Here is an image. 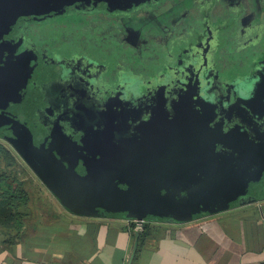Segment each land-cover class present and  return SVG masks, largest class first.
I'll return each instance as SVG.
<instances>
[{"label":"water","instance_id":"water-1","mask_svg":"<svg viewBox=\"0 0 264 264\" xmlns=\"http://www.w3.org/2000/svg\"><path fill=\"white\" fill-rule=\"evenodd\" d=\"M145 1L0 0V37L22 18L37 19L69 10L102 7L109 12L116 9L128 12ZM218 32L219 29L207 31L194 46L200 52L203 51L200 45L207 44V52L199 53L202 63L200 60L191 63L186 72L179 64L170 69L180 72L181 88H195L190 95L194 97L192 103L202 97L201 89L207 88V78L203 76L214 65ZM209 48L212 50L208 51ZM1 63L0 138L9 143L69 213L137 222H187L263 197L264 136H258L250 124L264 120V56L250 76L228 83L232 93L227 106L221 107V121L208 108L199 115L185 114L176 134L172 133L173 128H165L160 122L152 124L154 128L148 125L149 129L145 127L146 132L141 130L133 140L108 131L102 144L97 136L94 138L92 148L97 150L100 159L90 154L91 161L78 156L72 162L68 159L71 153L73 157L76 152L83 155V147L71 142L57 125L50 138L42 142V131L29 121L38 111L27 104L25 109L19 108L24 99L22 91L30 77L29 64L22 67L21 58ZM173 155L176 157L170 158ZM188 155L192 158H187ZM185 158L188 163H201V170L196 172L198 177L190 185L185 181L187 178L181 179L173 172L174 166L171 167L172 163L180 167L179 161ZM157 163H166L163 172L156 169ZM118 164L128 174H119ZM131 166H137L138 171L129 173ZM148 166L152 167L150 171L145 170Z\"/></svg>","mask_w":264,"mask_h":264},{"label":"flooded vegetation","instance_id":"flooded-vegetation-1","mask_svg":"<svg viewBox=\"0 0 264 264\" xmlns=\"http://www.w3.org/2000/svg\"><path fill=\"white\" fill-rule=\"evenodd\" d=\"M71 13L88 19L95 16L89 20V24L93 27L95 25L101 27L103 30V33L99 32L103 37L101 40L104 36L111 35L120 45L129 43L128 48L133 49L134 57L138 56L142 59L141 64L144 67L133 69L128 57L119 52L115 64L96 61L91 57H89L91 59L85 58L87 56L83 51L85 46L83 42H81L83 46H78L82 47L80 50L83 52L77 55H65L62 48L69 45L70 41L58 40L57 33L63 26L58 27L57 30L54 28L55 24L49 21L59 15ZM101 15L105 18H101ZM228 16L235 17L230 19ZM247 16H251V20L243 21ZM260 18L263 19L262 22ZM125 23L132 25L134 30L137 29L136 33L128 30L123 34L121 27ZM259 23L262 24L260 28ZM110 24L115 28H110L108 26ZM73 25H78V22ZM81 29H84V26ZM217 29L219 32L218 44L213 55L214 65L213 67L211 65L203 76L208 80L205 79L207 88L201 89L202 97L192 103L194 97L190 95L194 94L195 88L190 87V90L181 88L180 78L178 79V76H181L180 72L170 69L179 64L186 72L191 63H197L199 60L202 63L203 58L199 53L207 52V44L203 42L200 45V48H203L200 52L198 48L194 49V46L199 39L207 35V31ZM139 31L142 33L137 39L135 35ZM257 31H264V0H147L128 12L117 9L109 12L106 7H102L91 10H69L37 19H19L0 37V63L21 58L22 67L25 63L29 64L30 77L22 91L24 99L19 108L25 109L24 104H27V107L30 106L38 111V115L29 118V121L33 122L34 128L42 131L41 141L49 139L57 125L61 129L60 132H64L71 142L84 149L83 155H78L76 152V157H73L74 154L71 153V156H68L70 162L75 160L74 158H79L78 156L91 161L93 158L89 156L90 154L100 159L97 150L92 148L94 141L98 139L102 144L108 131L116 136H125L126 139L133 140L141 130L144 131L145 127L149 125L151 128L152 124L160 122L165 128H173L172 133L176 134L177 129L183 124L185 114L199 115L201 110L208 108H212L215 119L221 121V107L227 106V99L232 93L227 86L228 83L250 76L255 64L263 59L264 51L260 46L261 52L258 51L257 56L261 59L256 61L255 58L249 57L247 62L252 63L250 71L231 79L226 77L225 72L242 66V56L238 66L232 60L222 62L221 52L234 37H238V42L245 35H253L254 39V34L259 33ZM156 38L161 40L158 46ZM248 46L250 47L249 44ZM143 47L146 51L144 58L139 55ZM251 47L256 48L253 45ZM211 50L212 48L208 49ZM243 54L245 55L246 51ZM229 57L230 55H227L228 59ZM160 63H166L164 69L162 68L163 71L154 72ZM167 70L169 73L165 75ZM250 126L258 136H264V120L259 123L252 122ZM99 133L101 136L98 135ZM95 136L97 137L94 140ZM59 139L63 141L62 137ZM6 143L9 145L8 142ZM175 155L170 158H175ZM187 158L192 156L188 155ZM170 160L177 162L176 159ZM179 163L178 168L172 163L171 167L175 168L173 172L180 175L181 179L187 178L188 180L185 181L190 185L193 178L197 179L196 172L201 170V163L197 161L188 163L186 158ZM120 164H118L119 168L117 167L118 173L128 174L127 171L121 170ZM165 168L166 163L156 165V169L160 172ZM151 169L152 167L148 166L145 170ZM136 170L138 171L137 166H131L129 173H135ZM143 187L147 185L143 184Z\"/></svg>","mask_w":264,"mask_h":264},{"label":"crops","instance_id":"crops-1","mask_svg":"<svg viewBox=\"0 0 264 264\" xmlns=\"http://www.w3.org/2000/svg\"><path fill=\"white\" fill-rule=\"evenodd\" d=\"M44 207L32 232L2 227L0 264H264V195L187 222L77 216L56 199Z\"/></svg>","mask_w":264,"mask_h":264},{"label":"rangeland","instance_id":"rangeland-1","mask_svg":"<svg viewBox=\"0 0 264 264\" xmlns=\"http://www.w3.org/2000/svg\"><path fill=\"white\" fill-rule=\"evenodd\" d=\"M232 17H235V16H228V18H230V19ZM92 18H95V16L88 19V17L81 16V15L76 14V13H71V14L59 15L54 20L49 21V23L55 24L54 28H56L57 30H58V27L63 26V28H61L62 30H58V31L56 30V31L58 33V40H61V39L67 40L68 39V41H70L68 43L69 45H65V47L62 48L65 52V55H68V54L77 55V54L84 51V53L87 56L85 58H88V59L93 58L96 61H101L104 63L105 62H112V64H115V62L117 60V53L119 52V53L125 55L126 57H128V59L131 63L130 66H132L133 69H137L138 67H141V68L144 67L141 64L142 59L138 56H136V57L133 56V49L130 47L128 48L129 43H127L128 45H120L119 42L118 41L116 42L115 38L111 35L109 37L104 36V39L101 40L103 37L101 36V34L99 32L101 31V33H103L102 32L103 30L101 29V27H96L97 25H95L96 28L93 26H90L89 20H92ZM101 18H105V17H103V15H101ZM246 20H248V21L251 20V16L250 17L247 16L243 21H246ZM83 21H85V22H83ZM77 22H78V25L74 26L73 23H77ZM54 24H51V25H54ZM59 25H61V26H59ZM129 25H130L129 23H125L124 26L121 27V32L123 34H126L128 32V30L129 31L132 30L133 32L136 33L137 29L134 30V28L131 27L132 25H130V26ZM82 26H84V29H81ZM108 26H110V28L114 27L112 24H110ZM105 30H107V29H105ZM119 30L120 29H117V31H119ZM94 31H96V32H94ZM91 32H94V34ZM143 32H144V30H143ZM257 32H259V33L254 34L255 35L254 39H253V35H249V36L245 35L242 38H240V41L238 42L237 41L238 37H234L233 38L234 41L232 40V42L230 44H228L227 46H225L224 49L222 50V52H221V61L222 62H226L227 60L228 61L232 60V61H234L233 63H235L236 65L239 66V64L241 63V56L243 59V65L240 66L238 69H235V70L230 71V72H225L227 78L231 79L232 77L234 78L235 76H238L240 74H243L245 72L250 71V69L252 67L251 66L252 63L247 62V59L249 57L255 58L256 61L259 58L261 59V57L257 56V55L259 53L258 51H260L259 49L263 48V51H264V41H263L264 40V31L263 32L257 31ZM141 33H142V31H139V33L135 35V38H137V39L140 38ZM258 34H259V36H258ZM222 35H223V33H222ZM170 39H172V37ZM156 40H157L156 45L158 46L159 42H161V40H160V38H156ZM71 41H73V42L71 43ZM261 41H263V43H261ZM81 42H83L85 44V46L83 47V51L80 50V48H82V47H78V46H83L81 44ZM192 42H194V40ZM248 44L250 45V47L248 46ZM262 44H263V47H262ZM224 45H226V44L224 43ZM252 45L255 46L256 48L251 47ZM73 46H74V48H72ZM98 46H99V48H98ZM189 46H190V44L188 45V47ZM260 46H261V48H259ZM247 47H249V48H247ZM160 49H161V47H160ZM244 51H246L245 55L243 54ZM253 51H254V53H251ZM145 52H146L145 48L143 47V48H141V52L139 55H142L144 58V57H146ZM155 52H158V51H155ZM248 52L251 54L247 55V54H249ZM227 55L228 56L230 55L229 59L227 58ZM89 57H91V58H89ZM164 65H166V63H162V64L160 63L158 65V68H156V71H154V72L163 71L162 68L165 67ZM223 65H226V64H223ZM135 73H137V72H135ZM150 73H152V71ZM223 78H225V76ZM0 143H2L5 147H7L17 158V162L19 163V165L21 167V172H20V175L18 176V180L23 181V182L24 181L30 182V183H32L31 186H34L32 188L34 190L35 199H36L35 200L36 203L34 202V204H37L39 202V204L41 203L42 205H45V204L49 203V201H54L55 198L45 188V186L36 177V175L30 170V168L26 165V163L18 155V153L11 146H9L5 141L0 140ZM2 227L3 226H1V224H0V232L3 231V230H1ZM4 227H5V229L9 228V226H7V225H4ZM10 228H12V227H10Z\"/></svg>","mask_w":264,"mask_h":264},{"label":"trees","instance_id":"trees-1","mask_svg":"<svg viewBox=\"0 0 264 264\" xmlns=\"http://www.w3.org/2000/svg\"><path fill=\"white\" fill-rule=\"evenodd\" d=\"M20 172L16 156L0 143V224L9 225L15 231L20 225L32 232L36 215L44 214L46 208L39 202L34 204V186L19 181Z\"/></svg>","mask_w":264,"mask_h":264}]
</instances>
